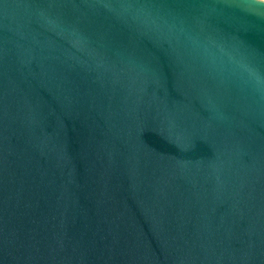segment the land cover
<instances>
[{
  "label": "water",
  "instance_id": "1",
  "mask_svg": "<svg viewBox=\"0 0 264 264\" xmlns=\"http://www.w3.org/2000/svg\"><path fill=\"white\" fill-rule=\"evenodd\" d=\"M224 53L264 79V0H0V264H264Z\"/></svg>",
  "mask_w": 264,
  "mask_h": 264
},
{
  "label": "clouds",
  "instance_id": "2",
  "mask_svg": "<svg viewBox=\"0 0 264 264\" xmlns=\"http://www.w3.org/2000/svg\"><path fill=\"white\" fill-rule=\"evenodd\" d=\"M205 54L210 58L214 56L213 53L205 51ZM228 57L229 62L233 66V71L246 76L248 79L253 81L258 87H264V79L259 77L255 71L249 67L248 65L244 64L241 61L235 60L230 54L224 53Z\"/></svg>",
  "mask_w": 264,
  "mask_h": 264
}]
</instances>
